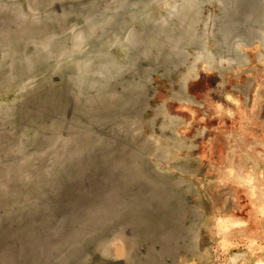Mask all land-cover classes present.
<instances>
[{"label":"rangeland","instance_id":"1","mask_svg":"<svg viewBox=\"0 0 264 264\" xmlns=\"http://www.w3.org/2000/svg\"><path fill=\"white\" fill-rule=\"evenodd\" d=\"M184 1L83 20L50 42L43 70L46 50L30 48L32 70L1 78L0 119L50 73H70L88 94L131 78L147 95L137 131L151 143L146 156L183 198L187 233L164 264H264V0H188L187 15L173 13ZM158 18H169L162 43L171 30L188 39L129 69L142 56L132 28L144 20L150 33ZM132 238L112 235L82 264H137L150 242Z\"/></svg>","mask_w":264,"mask_h":264},{"label":"water","instance_id":"2","mask_svg":"<svg viewBox=\"0 0 264 264\" xmlns=\"http://www.w3.org/2000/svg\"><path fill=\"white\" fill-rule=\"evenodd\" d=\"M157 1L0 0V82L32 70L30 48H44L50 63L40 69L51 67L49 44L67 28L109 12L141 17ZM187 2L173 13L186 14ZM115 18L122 26L123 17ZM155 21L150 33L144 20L132 28L142 56L129 69L188 39L171 30L162 43L169 18ZM50 75L52 82L26 88L0 119V264H82L115 234L150 242L137 264H164L188 228L182 196L147 158L151 143L137 132L146 93L128 77L122 91L88 94L70 73Z\"/></svg>","mask_w":264,"mask_h":264},{"label":"bare ground","instance_id":"3","mask_svg":"<svg viewBox=\"0 0 264 264\" xmlns=\"http://www.w3.org/2000/svg\"><path fill=\"white\" fill-rule=\"evenodd\" d=\"M167 59V58H166Z\"/></svg>","mask_w":264,"mask_h":264}]
</instances>
